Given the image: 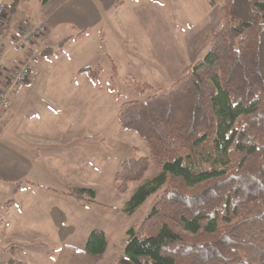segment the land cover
I'll list each match as a JSON object with an SVG mask.
<instances>
[{"label":"trees","instance_id":"trees-1","mask_svg":"<svg viewBox=\"0 0 264 264\" xmlns=\"http://www.w3.org/2000/svg\"><path fill=\"white\" fill-rule=\"evenodd\" d=\"M222 8L202 59L170 88L131 81L140 95L153 93L121 106L122 129L142 138L149 154L122 162L117 191L125 193L152 165L158 170L124 211L135 213L165 187L142 224L128 230L132 264H264V0H223ZM69 40L42 57L61 56ZM79 74L98 85L99 70ZM64 194L83 206L99 204L93 188ZM107 247L106 233L96 229L82 251L102 258Z\"/></svg>","mask_w":264,"mask_h":264},{"label":"rangeland","instance_id":"rangeland-1","mask_svg":"<svg viewBox=\"0 0 264 264\" xmlns=\"http://www.w3.org/2000/svg\"><path fill=\"white\" fill-rule=\"evenodd\" d=\"M110 1L72 0L67 5H61L58 0H21L20 14L23 9L29 12H43L45 9L42 17L48 18L51 26L46 44L57 51L62 40H71L62 48L66 52L60 57H41L36 62L30 96L15 103L17 92L27 82L17 88L12 108L0 111V220L3 224L6 222L5 213L9 203L14 204L15 191L36 180L30 169L35 159L26 157L29 163L25 166H17L16 162L10 163L9 160L14 149L19 154L23 153L20 144L26 139V126L21 124V120L32 119L30 135L45 138L54 134L68 135L69 132L60 125L61 121L76 120L72 134L87 137L74 151L75 160L70 164L77 165L76 170L61 176L46 163L40 171L43 176L39 175L46 184L62 190L89 187L97 191L99 204L93 205L88 215L77 214L72 205L79 202L66 197L65 244L84 249L88 241V227L94 226L108 234L111 252L125 256L129 241L127 228L142 224L165 188L150 196L135 213L124 211L135 191L158 174L157 168L152 165L142 180L129 184L125 193L121 194L116 189L115 179L122 169V162L149 154L143 139L124 131L119 122L120 109L125 102L145 99L153 93L140 95L130 87V82L149 83L156 90L172 87L188 67L209 51L212 34L223 20V0H219L216 6L208 0H122L116 7L109 8ZM20 23L10 27L8 37L4 35L0 38V45L3 44L5 49L11 46V36L17 33ZM83 34H88L86 39L77 40ZM40 45L42 50L47 48L44 37ZM17 53L13 51L7 57L6 62L11 68L20 63L21 55L16 57ZM8 58L11 60L8 61ZM86 67L100 71L97 86L91 85L87 76L79 74ZM109 88L122 93L123 97L111 94ZM13 118L18 123L11 125ZM53 206L61 209L62 204L38 205L37 213L24 222L23 231L32 232L46 225L49 222L48 209ZM18 214L20 209L11 212L16 222L20 219ZM16 226L15 234H18L19 226ZM5 227L6 224L2 229ZM16 242L25 244L23 242L37 240L18 239ZM41 242H45L44 239L39 240L38 245L25 246L24 256L35 264H48L53 255V245ZM35 253L40 255L35 256ZM69 261L66 259L67 263Z\"/></svg>","mask_w":264,"mask_h":264},{"label":"crops","instance_id":"crops-1","mask_svg":"<svg viewBox=\"0 0 264 264\" xmlns=\"http://www.w3.org/2000/svg\"><path fill=\"white\" fill-rule=\"evenodd\" d=\"M9 7V12L7 16V22H4L2 25V29L0 31V38H2L4 35H7L9 32V29L12 25H15L17 23H22V25H17V32L21 30L22 27L27 25L30 22H42L45 23L47 26V32L44 37V44L47 47H51L50 45L46 44V38L48 37L49 33L51 32V26H50V20L47 18L42 17L44 11H34L30 12L25 11L24 9L21 10V14L19 13L20 3L21 0H6ZM30 1V0H27ZM61 5H67L72 0H58ZM16 3V11L15 13L11 14V5ZM122 2V0H111L109 3V8L116 7ZM48 3L46 4V7ZM23 6V5H22ZM21 6V7H22ZM24 8V6L22 7ZM19 13V14H18ZM25 15H24V14ZM17 15V18L16 16ZM22 17V18H21ZM25 17V18H23ZM24 21H27L26 23H23ZM17 22V23H16ZM19 26V27H18ZM16 35V34H15ZM14 35L11 36V38ZM88 34L80 35L77 40H85ZM8 37V35H7ZM71 40V39H70ZM69 40V41H70ZM68 41V42H69ZM3 42V41H2ZM67 42V43H68ZM3 45V44H2ZM1 45V46H2ZM5 47V46H4ZM9 54L13 52L14 50L11 49V47L8 48ZM65 51V50H64ZM66 52V51H65ZM8 54V55H9ZM16 57H19L18 55H21L19 52L16 54ZM9 57V56H7ZM13 57V56H11ZM54 57V56H52ZM60 57V56H58ZM10 61L11 58H8ZM10 63V62H9ZM36 68H33V74L30 81L22 86L19 91L17 92L15 103L19 101L21 98L22 100L30 96L32 90L31 86L34 83V73L36 72ZM32 119L29 121L27 120H21V124H25L26 126V139L22 140V144H20L23 149V153L19 154L17 153V150L12 151L9 160L16 162V165H27L29 163L28 159H35L33 160V163L31 164V171L34 172V179L35 182L31 181L27 186H20L17 191H15V200L14 204L10 206L9 208H6L5 216H6V222L4 224L0 220V264H11V260L15 259L22 264H35V262H32L33 260H28L25 258V246H35L38 245L39 240L44 239L45 242H41L44 245H53V255L50 259L51 262L48 264H132L126 257V255H120L119 253H114L110 251V245L108 241V247L106 250V253L102 258H98L95 256H92L90 254L84 253L82 249L76 248L75 246L67 245L64 242V237L66 235L65 230V201L66 197H69L64 194L66 190H62L60 188H57L53 185L46 184L47 182H44L45 180L43 177H41L39 174H42L40 171L44 169V166L49 164V167L52 169V171L55 174H59L61 176L67 175L71 171L76 170L75 167L72 166L70 163L75 160L74 156L76 153L74 151L78 150L80 146V142L87 138L85 135H79V134H72L73 131H71L74 128V124L76 123V120L69 119V121H61L60 125H63L64 131L69 132L68 135H59L54 134L51 138H45L44 136L40 135H30L31 129H29V125L33 124ZM18 123V121H14V118L10 121V124ZM66 122V124H63ZM90 139V136H88ZM25 141V144H24ZM15 148H19L18 146H15ZM20 149V148H19ZM30 149V150H29ZM39 150V151H37ZM25 151V153H24ZM34 153V154H30ZM1 154V149H0ZM28 159H27V158ZM30 159V160H31ZM88 165L90 164L87 163ZM30 171V170H29ZM47 173V172H46ZM1 180V176H0ZM2 184H0V191H1ZM70 198V197H69ZM2 202H0L1 204ZM57 203H61L62 207L61 209L53 206L48 209L49 211V218L48 223L46 225H42L37 227V229L33 230L32 232L25 233L23 230L24 222L27 221L29 216H34V214L37 213V206L38 205H55ZM72 204V203H70ZM73 210L79 214V215H88L87 212H91L94 208L93 206H83L80 203H73ZM95 206V205H94ZM33 207V208H31ZM13 209H17V211L20 209L19 221L13 220L11 216V212ZM33 212V215L31 214ZM1 219V216H0ZM47 222V221H46ZM6 224L5 229H2V226ZM17 225V226H16ZM92 225V224H90ZM18 227V234H15V231L17 229H14V227ZM98 229L97 227L92 226V228L88 227L87 235L88 238L91 235V233ZM129 230V228H127ZM127 230V233H128ZM75 231H72L74 233ZM107 240H108V234L106 233ZM19 237V238H17ZM32 238L37 240V242H23L18 243L16 242L18 239H26L27 241ZM24 241V240H23ZM18 243V244H16ZM50 243V244H49ZM40 253H35V256H39ZM64 257L65 259L61 258ZM66 259H69L70 261L67 263Z\"/></svg>","mask_w":264,"mask_h":264},{"label":"built area","instance_id":"built-area-1","mask_svg":"<svg viewBox=\"0 0 264 264\" xmlns=\"http://www.w3.org/2000/svg\"><path fill=\"white\" fill-rule=\"evenodd\" d=\"M8 16V3L0 1V31L4 20ZM47 26L45 23L30 22L11 39V49L21 54L20 63L11 68L7 64L8 48L0 45V111L12 108L16 90L19 86L30 81L33 67L42 57L40 43L45 37Z\"/></svg>","mask_w":264,"mask_h":264}]
</instances>
